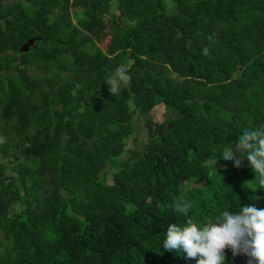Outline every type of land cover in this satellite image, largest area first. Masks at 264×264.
Listing matches in <instances>:
<instances>
[{
    "label": "trees",
    "instance_id": "16d2710c",
    "mask_svg": "<svg viewBox=\"0 0 264 264\" xmlns=\"http://www.w3.org/2000/svg\"><path fill=\"white\" fill-rule=\"evenodd\" d=\"M257 127L264 0H0V264H196L162 248L167 228L264 209L247 160L221 155Z\"/></svg>",
    "mask_w": 264,
    "mask_h": 264
},
{
    "label": "clouds",
    "instance_id": "9594fccd",
    "mask_svg": "<svg viewBox=\"0 0 264 264\" xmlns=\"http://www.w3.org/2000/svg\"><path fill=\"white\" fill-rule=\"evenodd\" d=\"M209 55V49H202ZM129 68L118 66L106 80L110 94L116 95L130 83ZM0 137V144L5 143ZM222 157L233 161V167L241 168L246 159L258 178L259 188H264V127L246 128L234 145L225 146ZM216 162V161H215ZM192 205L185 198H178L174 211L187 217ZM162 248L167 252H183L196 264H225V249L235 258L248 257V264H264V209L254 205L225 210L214 221L198 226L191 218L184 226L170 224L165 233Z\"/></svg>",
    "mask_w": 264,
    "mask_h": 264
},
{
    "label": "rangeland",
    "instance_id": "374dc122",
    "mask_svg": "<svg viewBox=\"0 0 264 264\" xmlns=\"http://www.w3.org/2000/svg\"><path fill=\"white\" fill-rule=\"evenodd\" d=\"M79 11V9H78ZM110 12L111 14H115L116 12V7L114 5L111 4V6L107 7V12ZM74 12L70 13L71 16V21L73 23H76V20L73 18ZM109 41V38H106L104 40H102L101 42L97 43V45L102 48L103 50L105 49V47L107 46ZM152 117L153 120L156 122H160L163 120V113H164V108L163 106L159 105L156 106L152 111ZM140 126L134 131V133L131 135V137L128 139L127 142V146L126 148H135V147H139V142L142 140L146 139V131H145V127L143 124V121H140Z\"/></svg>",
    "mask_w": 264,
    "mask_h": 264
},
{
    "label": "water",
    "instance_id": "95a60500",
    "mask_svg": "<svg viewBox=\"0 0 264 264\" xmlns=\"http://www.w3.org/2000/svg\"><path fill=\"white\" fill-rule=\"evenodd\" d=\"M35 38L34 39H29L27 42H25L19 49V52L21 53H25L29 50V48L34 44L35 42Z\"/></svg>",
    "mask_w": 264,
    "mask_h": 264
}]
</instances>
